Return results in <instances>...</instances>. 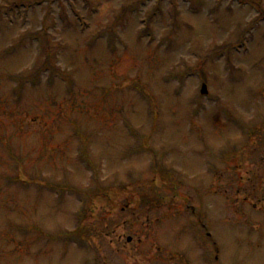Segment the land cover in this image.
I'll use <instances>...</instances> for the list:
<instances>
[{
  "label": "rangeland",
  "instance_id": "374dc122",
  "mask_svg": "<svg viewBox=\"0 0 264 264\" xmlns=\"http://www.w3.org/2000/svg\"><path fill=\"white\" fill-rule=\"evenodd\" d=\"M0 264H264V0H0Z\"/></svg>",
  "mask_w": 264,
  "mask_h": 264
},
{
  "label": "water",
  "instance_id": "95a60500",
  "mask_svg": "<svg viewBox=\"0 0 264 264\" xmlns=\"http://www.w3.org/2000/svg\"><path fill=\"white\" fill-rule=\"evenodd\" d=\"M201 93L202 94H206V88H205V86L202 87Z\"/></svg>",
  "mask_w": 264,
  "mask_h": 264
}]
</instances>
